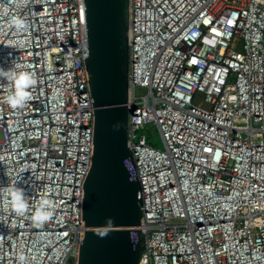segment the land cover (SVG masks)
<instances>
[{
	"label": "built area",
	"instance_id": "built-area-1",
	"mask_svg": "<svg viewBox=\"0 0 264 264\" xmlns=\"http://www.w3.org/2000/svg\"><path fill=\"white\" fill-rule=\"evenodd\" d=\"M129 5L140 264H264V0ZM87 57L84 0H0V68L36 79L13 109L0 78V264H77L94 151ZM150 125L161 150L142 134ZM13 187L28 198L22 215ZM43 198L54 214L38 226Z\"/></svg>",
	"mask_w": 264,
	"mask_h": 264
},
{
	"label": "water",
	"instance_id": "water-1",
	"mask_svg": "<svg viewBox=\"0 0 264 264\" xmlns=\"http://www.w3.org/2000/svg\"><path fill=\"white\" fill-rule=\"evenodd\" d=\"M94 151L84 182L77 264H140V182L128 147L129 0H84Z\"/></svg>",
	"mask_w": 264,
	"mask_h": 264
},
{
	"label": "clouds",
	"instance_id": "clouds-1",
	"mask_svg": "<svg viewBox=\"0 0 264 264\" xmlns=\"http://www.w3.org/2000/svg\"><path fill=\"white\" fill-rule=\"evenodd\" d=\"M11 23L17 30H23L26 28V23L23 19L16 17L13 18ZM0 78L11 81L12 88L6 97L7 104L13 108H23L26 103L31 99L30 89L35 85V73L31 71H16L13 68L5 70L0 68ZM11 201L14 210L18 214H23L28 208V198L25 195V191L21 188L13 187L10 189ZM55 204L48 198H43L40 201L39 207L35 209L32 216V220L38 226H43L48 222L54 214ZM23 262L24 257H19Z\"/></svg>",
	"mask_w": 264,
	"mask_h": 264
},
{
	"label": "rangeland",
	"instance_id": "rangeland-1",
	"mask_svg": "<svg viewBox=\"0 0 264 264\" xmlns=\"http://www.w3.org/2000/svg\"><path fill=\"white\" fill-rule=\"evenodd\" d=\"M142 134L147 135L148 142L157 149H163V142L159 132L156 130L155 126L150 125L145 127Z\"/></svg>",
	"mask_w": 264,
	"mask_h": 264
}]
</instances>
